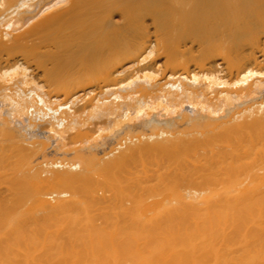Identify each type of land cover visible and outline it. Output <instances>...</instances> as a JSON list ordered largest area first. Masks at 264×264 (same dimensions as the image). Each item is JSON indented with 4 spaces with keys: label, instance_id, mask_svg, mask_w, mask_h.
Segmentation results:
<instances>
[{
    "label": "bare ground",
    "instance_id": "1",
    "mask_svg": "<svg viewBox=\"0 0 264 264\" xmlns=\"http://www.w3.org/2000/svg\"><path fill=\"white\" fill-rule=\"evenodd\" d=\"M0 264H264V0H0Z\"/></svg>",
    "mask_w": 264,
    "mask_h": 264
}]
</instances>
